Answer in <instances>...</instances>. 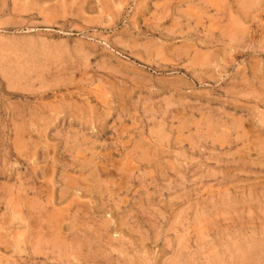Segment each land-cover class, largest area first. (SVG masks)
Wrapping results in <instances>:
<instances>
[{"label": "rangeland", "instance_id": "1", "mask_svg": "<svg viewBox=\"0 0 264 264\" xmlns=\"http://www.w3.org/2000/svg\"><path fill=\"white\" fill-rule=\"evenodd\" d=\"M0 264H264V0H0Z\"/></svg>", "mask_w": 264, "mask_h": 264}, {"label": "bare ground", "instance_id": "2", "mask_svg": "<svg viewBox=\"0 0 264 264\" xmlns=\"http://www.w3.org/2000/svg\"><path fill=\"white\" fill-rule=\"evenodd\" d=\"M144 152V151H143ZM95 168H97V167H95ZM49 218V217H48ZM52 230V229H51ZM53 241V240H52Z\"/></svg>", "mask_w": 264, "mask_h": 264}]
</instances>
